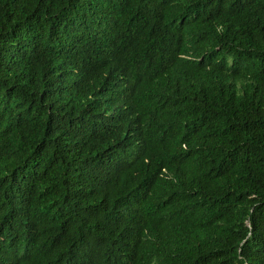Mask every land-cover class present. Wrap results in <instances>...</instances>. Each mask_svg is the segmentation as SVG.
Returning <instances> with one entry per match:
<instances>
[{
	"label": "trees",
	"instance_id": "obj_1",
	"mask_svg": "<svg viewBox=\"0 0 264 264\" xmlns=\"http://www.w3.org/2000/svg\"><path fill=\"white\" fill-rule=\"evenodd\" d=\"M0 264H264V0H0Z\"/></svg>",
	"mask_w": 264,
	"mask_h": 264
}]
</instances>
